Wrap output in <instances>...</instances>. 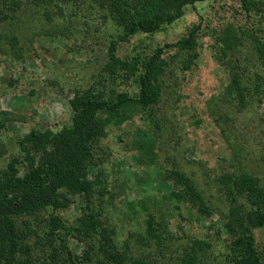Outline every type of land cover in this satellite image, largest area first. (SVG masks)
I'll list each match as a JSON object with an SVG mask.
<instances>
[{"label":"rangeland","instance_id":"obj_1","mask_svg":"<svg viewBox=\"0 0 264 264\" xmlns=\"http://www.w3.org/2000/svg\"><path fill=\"white\" fill-rule=\"evenodd\" d=\"M68 1L64 16L51 12L48 20L42 9L26 3L15 18L0 24L2 30L17 34L23 50L20 59L0 54V111L9 115L0 130V171L19 154L18 141L26 132L58 130L70 124L72 89L91 82L106 61L109 41L119 33L105 8L98 6L99 0ZM227 22L248 27L256 23L244 14L239 0H202L186 5L183 15L160 31L137 32L128 41H117L116 52L125 57L174 41L192 24L201 26L198 54L187 69L180 68L188 54L175 49L166 54L178 65L175 79V75L169 78L165 93L151 110L158 128H149L143 111L121 124H111L101 140L100 161L86 170L89 179L99 178L109 191L100 199L95 189L99 185H95L90 196L91 207L99 211L98 231L106 227L121 250H127L128 243L134 254L143 253L155 264H178L180 250L195 237L211 243L206 264H229L231 236L224 228L229 204L217 177L227 170L245 171L264 186V97L257 101L251 96L239 104L226 95L229 66L241 60L249 69L253 50L245 43L226 63L214 54V34ZM117 83L130 93L135 89L133 82ZM140 129L146 132L143 145L139 144ZM147 141L152 143L149 151ZM173 167L193 179L208 207L206 213L169 197L174 183L162 173ZM61 192L67 203L63 207L38 206L33 215L15 216L21 240L28 243L37 263L46 262L51 253L35 234L44 238L49 219L73 224L86 203L80 191L63 187ZM148 213L168 221L173 236L149 251L136 244L133 234ZM249 233L255 248L264 252V227ZM66 240L79 257L89 248L87 241L72 234Z\"/></svg>","mask_w":264,"mask_h":264},{"label":"trees","instance_id":"obj_2","mask_svg":"<svg viewBox=\"0 0 264 264\" xmlns=\"http://www.w3.org/2000/svg\"><path fill=\"white\" fill-rule=\"evenodd\" d=\"M197 1L202 0H99L98 6L105 8L119 33L109 41L106 61L91 82L72 89L70 124L58 130L44 128L26 132L18 141L19 154L0 171V264H155L143 253L134 254L128 243V249L121 250L106 227L98 231L101 227L99 211L91 207L90 196L95 185H99L95 189L100 199L109 191L99 178L89 179L86 170L89 164L100 161L104 153L101 140L111 124H121L135 112L143 111L147 114L143 117L147 118L149 128H158L151 110L159 103L178 65L166 54L172 49L175 53L188 54L180 68L187 69L198 54L201 26L192 24L174 41L156 45L147 53L138 51L125 57L117 54V41H128L137 32L160 31L180 18L186 5ZM239 2L244 14L254 18L256 23L251 27L233 22L223 24L214 34V54L226 63L242 45L250 43L253 64L249 69L241 60L228 68L231 73L226 95L242 104L251 96L257 101L264 97V0ZM26 3L42 9V15L51 20V12L64 16V6L67 8L69 1L0 0V24L15 18ZM0 54L12 60L22 57L16 33L0 28ZM121 80L135 84L133 93L118 87L117 82ZM8 118L7 111H0V130ZM140 134L139 144L143 145L145 130L140 129ZM149 142L145 145L148 151L152 147ZM162 174L174 183V189L168 192L171 199L187 203L201 214L207 212L201 192L189 175L176 167ZM217 183L229 204L224 224L231 236L229 264H264V252L255 248L249 233L250 229L264 227V186L250 173L230 170L220 174ZM63 187L84 193L86 203L73 224L49 219L51 224L44 238L35 234L36 240L46 244L51 253L46 262L37 263L28 243L21 240L22 231L15 225V216L33 215L38 206L63 207L67 204L61 195ZM69 234L88 242L89 248L81 257L69 249L66 240ZM133 234L136 244H141L145 250L152 245L160 247L164 240L173 238L169 222L150 213L144 218L141 229ZM210 247V241L193 238L180 250L178 264H206Z\"/></svg>","mask_w":264,"mask_h":264}]
</instances>
